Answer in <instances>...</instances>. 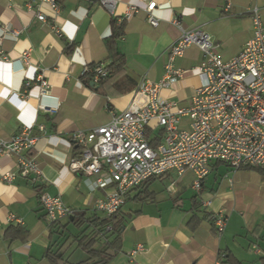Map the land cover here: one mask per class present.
<instances>
[{
  "label": "crops",
  "instance_id": "1",
  "mask_svg": "<svg viewBox=\"0 0 264 264\" xmlns=\"http://www.w3.org/2000/svg\"><path fill=\"white\" fill-rule=\"evenodd\" d=\"M56 1L58 15L42 22L27 8L26 0H0V35L6 27L19 31L16 36L4 34L1 40L8 59L0 60V139L9 142L29 128L35 142L28 154L24 153L32 157L38 171L23 175L17 170L11 182L0 175V264H50L46 250L59 255L58 250L71 239L65 238V232L50 233L39 201L41 192L60 195L73 210L94 209L95 200L106 189L94 187L92 176L71 167L80 152L72 133L109 122L113 113L127 106L142 78L159 81L180 27H198L210 34L217 53L226 60L239 53L251 36L252 8H259L264 23V0H155L156 27L146 20L149 0H114L111 10L97 1ZM227 1L230 7L226 11ZM132 6L136 9L128 16ZM43 9L49 13L47 7ZM113 18L125 20L124 33L114 44L124 56V67L104 81V92L99 93L83 82L82 71L85 66L110 63L106 40ZM24 52L26 63L22 62ZM201 59L197 46L186 47L174 60L182 76L162 88L160 96L188 105L201 81L194 69ZM38 77L45 79L49 93L58 97L57 109L38 107ZM27 81L31 83L27 85ZM12 93L23 98L19 106L7 100ZM147 133L148 139L159 133L163 136L161 128ZM219 163L211 162L200 192L192 188V172L183 186L165 183L169 174L150 181L151 198L127 202L125 208L138 212L124 223L120 249L103 264H215L222 253L229 252L241 264H264V176ZM16 166V154L0 153V174ZM221 210L226 223L220 234L206 219L193 228L188 223L194 212L202 216L203 212ZM61 222L65 225L67 216ZM10 225H19L25 234L10 239L5 235ZM66 227L68 233L76 232L71 224ZM71 243L77 247L75 241ZM137 244H142L143 250L130 255ZM86 257L73 261L70 254L61 255L69 263Z\"/></svg>",
  "mask_w": 264,
  "mask_h": 264
},
{
  "label": "built area",
  "instance_id": "2",
  "mask_svg": "<svg viewBox=\"0 0 264 264\" xmlns=\"http://www.w3.org/2000/svg\"><path fill=\"white\" fill-rule=\"evenodd\" d=\"M96 1L109 10L114 3V0ZM155 5V0H149L145 8L151 27L157 25L152 13ZM26 6L42 22L48 17L54 20L59 12L56 0H26ZM43 7L48 8V14ZM229 7L227 1L224 9L227 11ZM135 9L130 7L127 15ZM251 13V36L239 53L226 60L217 53V45L210 34L198 27H180V35L169 48L164 75L159 81L142 78L131 92L127 106L113 113L109 122L72 133L80 152L71 167L92 176L94 187L106 189L104 195L95 200V209L104 214L114 213L123 204L128 190L150 177L171 171L180 175L190 170L192 188L200 192L213 160L232 168L264 165V23L259 8H252ZM18 32L4 28L0 35V60L8 59L1 46L3 35L16 36ZM190 45L197 46L202 53L199 65L194 68L201 81L190 103L181 105L177 100L163 99L160 90L182 76L183 71L174 66V60ZM22 55V62L26 63L27 52ZM88 72L92 74L91 83H97L108 74L101 63L91 68L85 66L82 73ZM35 81L40 88L38 107L48 111L57 109L59 100L49 93L48 82L41 77ZM26 83L29 85L31 81ZM7 100L19 106L23 98L12 93ZM183 118L185 123L181 121ZM158 128L163 130V136L152 146L147 130ZM34 142L35 137L29 134L27 127L9 142L0 139V153L17 155L16 169L2 172L3 180L11 182L17 170L23 175L38 172L32 157L27 155ZM39 201L47 223L73 214L74 210L60 195L41 192ZM225 223V213L216 212L214 225L218 234L224 230ZM141 250L143 245L137 244L130 255ZM215 264H222L221 259Z\"/></svg>",
  "mask_w": 264,
  "mask_h": 264
},
{
  "label": "trees",
  "instance_id": "3",
  "mask_svg": "<svg viewBox=\"0 0 264 264\" xmlns=\"http://www.w3.org/2000/svg\"><path fill=\"white\" fill-rule=\"evenodd\" d=\"M90 2H96V0H90ZM110 24L112 31L111 35L106 40L110 59V63L108 65L105 64V67L108 70L107 76L101 78L97 83H91V72L85 73L82 76L83 82L99 93L104 92L102 89L104 81L111 75L122 71L124 67V56L116 51L114 44L116 39L120 38L124 33L125 20L122 19L118 21L113 18L111 19ZM93 66L94 65L88 67L91 68ZM160 134L161 133L149 139L150 145L155 146L161 141ZM213 161L224 163L219 160ZM211 162L209 165H211ZM224 164L229 166L226 163ZM236 169L255 170L264 176V165H246L240 166ZM167 174L169 173L150 177L138 186L128 190L124 195L123 204L114 213L104 214L95 208L93 210H74L72 215L67 216V223L65 225L62 224L61 219L48 223L50 233H61V235H63L65 232V238H71V241H75L77 247L84 251L87 255L84 261L69 263L66 260L63 261L61 259V255L56 254L53 250L48 248L46 250V256L50 260V264H103L107 262L111 256L120 249L121 232L124 227V223L127 219L138 212L136 210L125 208V204L132 200L143 202L151 198L152 192L148 189V184L150 181L157 178L163 179V177ZM202 186L203 180L201 183V190ZM202 214V216H199L197 212H194L188 223H191L193 228L200 222L201 219H206L210 221L213 226V231L216 232V227L214 225L215 213L203 212ZM68 224H71L76 229L75 233H68V229L66 227ZM23 234H25V231L19 225H10L5 231V235L10 237V239H16ZM221 261L222 264H241V261L234 257L230 252L227 254L222 253Z\"/></svg>",
  "mask_w": 264,
  "mask_h": 264
},
{
  "label": "rangeland",
  "instance_id": "4",
  "mask_svg": "<svg viewBox=\"0 0 264 264\" xmlns=\"http://www.w3.org/2000/svg\"><path fill=\"white\" fill-rule=\"evenodd\" d=\"M221 167H225L224 163H219ZM191 171L190 170H186L184 171L182 174L177 175L175 172H170L168 177L165 178L163 181L165 183H169L171 181L174 182L175 185H186L189 180L191 179ZM215 176V172H213L212 174L209 175V187H211V181L214 179ZM188 188V187H187ZM186 188V189H187ZM194 194V193H192ZM198 195V194H196ZM128 204H125L124 207H127ZM73 229V228H72ZM71 239H69V241L67 243H65V245H62V247L58 250L59 251V255H65L68 256L70 254L71 260L76 261L78 260L80 256L86 257V254L81 251L78 247L72 246L71 245Z\"/></svg>",
  "mask_w": 264,
  "mask_h": 264
}]
</instances>
